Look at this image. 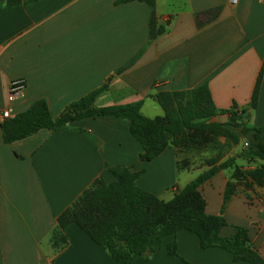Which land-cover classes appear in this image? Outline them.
I'll return each mask as SVG.
<instances>
[{"label":"crops","instance_id":"obj_1","mask_svg":"<svg viewBox=\"0 0 264 264\" xmlns=\"http://www.w3.org/2000/svg\"><path fill=\"white\" fill-rule=\"evenodd\" d=\"M154 12L162 34L149 38L151 8L145 3L117 0H19L0 6V126L7 107L10 82L24 81V94L9 106L11 116L44 100L52 118L70 103L100 87L95 100L105 107L142 101L141 113L161 117L150 98L163 91H185L206 84L218 113L244 110V125L264 128V0H155ZM212 12L207 20L203 13ZM216 12V13H215ZM200 23V25L198 24ZM256 108L250 100L257 77ZM153 111L157 116L146 113ZM223 152L189 155L179 164V148L168 147L150 162L139 159L138 144L127 123L110 117L86 118L62 129H42L34 135L4 143L0 128V264H116L75 225L65 229L68 245L50 256V234L57 216L90 184L113 178L108 167L124 165L144 170L136 183L148 192L173 196V185L184 187L215 165L234 159L199 188L205 212L218 215L228 182L233 195L223 211L230 237L233 227L247 230L252 247L264 258V178H232L261 167L242 157L244 139L237 144L220 139ZM228 146V147H227ZM200 161L198 164H191ZM184 174V175H182ZM183 179L184 184L179 185ZM192 179V178H191ZM162 199V198H161ZM176 244L177 256L166 247ZM132 264H249L232 260L219 248L202 249L197 237L178 231L162 247Z\"/></svg>","mask_w":264,"mask_h":264},{"label":"trees","instance_id":"obj_2","mask_svg":"<svg viewBox=\"0 0 264 264\" xmlns=\"http://www.w3.org/2000/svg\"><path fill=\"white\" fill-rule=\"evenodd\" d=\"M138 1L151 8L148 21L149 38L162 34L163 27L157 26L154 12L155 0H117V3ZM19 0H0V6L16 5ZM216 13V12H215ZM207 20L214 17L212 12L203 13ZM200 25V23L198 22ZM260 74L252 91L250 108H256ZM110 78L100 87L84 97L70 103L56 117L52 118L47 103L37 100L24 112L5 119L1 123L2 140L12 143L30 137L42 129H62L65 125L97 117L122 119L127 123L128 133L140 147L139 159L150 162L166 148H185L200 145L202 134L217 138L226 136L237 144L245 140L242 157L259 160L261 167L242 172L234 167L232 178L249 176L258 184L264 178V128H248L244 125V110L236 116L233 110L227 113L226 123L212 119L218 115L206 84L185 91H163L150 95L162 110L161 117H145L140 109L142 101L105 107L95 106V100L108 89ZM241 118V122L238 120ZM238 120V121H237ZM209 162V169L182 188L173 185V196L164 201L157 195L140 188L136 181L144 170L132 171L131 167L117 165L108 167L106 172L113 178L105 182L97 177L65 210L56 218V226L50 234L53 248L62 250L68 245L65 229L75 225L95 245L105 251L116 264H132L138 257L148 258L162 247L163 239L184 230L194 234L202 249L219 248L228 252L235 262L264 264V258L250 244L247 230L233 227L230 237H222L220 231L227 224L223 211L233 195L232 183L226 184L218 215L205 212V200L200 186L219 170L231 167L225 163L215 165ZM167 253L177 256L176 244L167 247Z\"/></svg>","mask_w":264,"mask_h":264},{"label":"rangeland","instance_id":"obj_3","mask_svg":"<svg viewBox=\"0 0 264 264\" xmlns=\"http://www.w3.org/2000/svg\"><path fill=\"white\" fill-rule=\"evenodd\" d=\"M236 113H237L236 114L237 117H241V114L239 112H236ZM146 114L151 116V117L157 116L155 113H153V111L148 112ZM224 114L228 115L227 113H224ZM228 120H229V115H228ZM238 120L240 122L242 121L241 118H238ZM213 122H216V121H213ZM216 123H218V122H216ZM224 123H226V122H224ZM200 138L203 139V143L202 144H200V145L199 144L198 145H189V146H187L185 148H180L179 149L177 154L179 155L178 159L180 161L179 164L181 166L182 165L183 166H189L190 165V160H188L189 159V155H196L198 157V159H199V157H200V155L202 153H206V152H219L220 153V152H223V150H224L226 145L222 144L221 142H219L220 139H225L228 142H230V138L226 137V136L225 137L224 136H219V137L213 139V137L209 136L208 134H202V135H200ZM244 147H245V145H244ZM242 152H243V148L241 149V153ZM233 161H234V159L228 158L223 163L226 162V164L228 166H232ZM200 163H201L200 161H195V162H193L191 164L192 165L193 164H198L199 165ZM236 167L239 168L238 166H236ZM182 175H184V174H182ZM193 176L194 175H189L188 177L190 178V180H193V178H194ZM183 182H185V181H183V179H181V182L179 183V185L184 184ZM164 194L162 195L161 198L164 201H167L169 197L167 195H164ZM48 246H49L48 251H50V256L58 252V249L52 247L51 242H49Z\"/></svg>","mask_w":264,"mask_h":264},{"label":"built area","instance_id":"obj_4","mask_svg":"<svg viewBox=\"0 0 264 264\" xmlns=\"http://www.w3.org/2000/svg\"><path fill=\"white\" fill-rule=\"evenodd\" d=\"M238 0H229L231 5H236ZM24 81L16 80L10 82L7 88V107L1 112L2 120L8 119L11 116L10 104L17 99H20L24 94Z\"/></svg>","mask_w":264,"mask_h":264},{"label":"water","instance_id":"obj_5","mask_svg":"<svg viewBox=\"0 0 264 264\" xmlns=\"http://www.w3.org/2000/svg\"><path fill=\"white\" fill-rule=\"evenodd\" d=\"M244 142H245V140H244Z\"/></svg>","mask_w":264,"mask_h":264}]
</instances>
